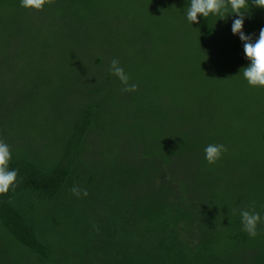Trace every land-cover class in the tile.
Here are the masks:
<instances>
[{"label": "trees", "instance_id": "obj_1", "mask_svg": "<svg viewBox=\"0 0 264 264\" xmlns=\"http://www.w3.org/2000/svg\"><path fill=\"white\" fill-rule=\"evenodd\" d=\"M248 2L254 42L264 9ZM189 4L0 0V139L17 171L0 195V264H264V88L243 78L236 15L191 24ZM137 19L156 63L125 50ZM209 144L227 148L215 164ZM241 210L262 217L255 237Z\"/></svg>", "mask_w": 264, "mask_h": 264}, {"label": "clouds", "instance_id": "obj_2", "mask_svg": "<svg viewBox=\"0 0 264 264\" xmlns=\"http://www.w3.org/2000/svg\"><path fill=\"white\" fill-rule=\"evenodd\" d=\"M52 3L54 0H20L21 7L35 11H42L45 4ZM251 4L264 9V0H251ZM248 10V0H190L186 10V19L193 24V22H199L198 16L208 17L211 14L226 21L230 14H235L237 18L231 24V33L239 36L243 43L244 57L250 61L247 66L241 68L243 69V78L251 87L264 88V27L260 28L258 38L254 42L251 34L245 35L242 29L245 13ZM110 71L124 85L121 91L134 92L137 90L136 84L128 83L129 77L115 58L110 61ZM226 151L227 148L223 144H209L204 148L205 161L208 164H215ZM10 159V148L0 139V195L7 194L10 188L15 186L17 179V171L9 170ZM71 191L76 196L81 195V190L78 188H73ZM82 194L87 196V190L84 189ZM240 218L243 231L249 237H255L258 234L257 224L262 220L260 214L255 211L241 210Z\"/></svg>", "mask_w": 264, "mask_h": 264}, {"label": "rangeland", "instance_id": "obj_3", "mask_svg": "<svg viewBox=\"0 0 264 264\" xmlns=\"http://www.w3.org/2000/svg\"><path fill=\"white\" fill-rule=\"evenodd\" d=\"M131 31L127 33L124 39L125 50L132 56H138L141 60L151 61L156 63V44L153 32L147 28V22L144 20H136L133 23ZM156 35V34H155ZM212 46L215 48H224L225 39L221 34H218L212 40ZM199 51V46L196 48ZM189 52V51H188ZM244 127H242L241 137L246 138Z\"/></svg>", "mask_w": 264, "mask_h": 264}]
</instances>
